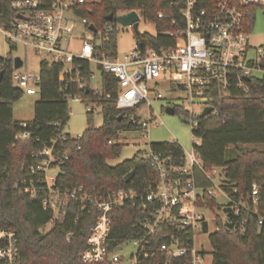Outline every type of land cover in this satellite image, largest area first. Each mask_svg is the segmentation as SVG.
Listing matches in <instances>:
<instances>
[{
    "label": "built area",
    "instance_id": "obj_1",
    "mask_svg": "<svg viewBox=\"0 0 264 264\" xmlns=\"http://www.w3.org/2000/svg\"><path fill=\"white\" fill-rule=\"evenodd\" d=\"M9 1L12 16L0 21V34L11 49L20 45L36 54H44L45 58L40 64L42 61L63 63L64 71L59 75L62 82L65 75L74 70L75 58L96 63L103 72L116 78V107L121 110L136 108L137 113L128 115L127 119L138 130L145 132L151 126L160 125L153 113L150 95L153 93L155 99L163 98V93L156 89L163 79L169 83L171 90L181 92L179 100L190 119L194 135V148L188 154L183 151L178 164L172 155L154 152L151 147L143 152L152 159L157 173L155 184L144 195L135 188L91 195L82 187L73 192L56 187L57 173H50V170L57 168L58 161H62L55 150L59 137L66 139L64 131L56 135L51 146L33 154L43 158L38 170L45 174L39 185L34 180L23 179L20 188L33 196L38 194L40 188L47 191L43 206L53 213L48 223L51 227L67 214L69 201H79L83 209L86 205L97 207L98 215L87 237L88 246L81 254L85 263L141 264L148 258H155L158 252H164L167 259L185 256L191 258L190 264H207L205 252L195 239L197 231L203 230L205 223L208 225L204 213L208 207L199 203L206 191L198 186L194 168L202 169L211 181L213 187L207 193L216 198L220 193L226 200L228 221L223 222L225 226L244 229L247 223L244 215L254 212L252 207L260 204L262 185L253 182L251 193L245 199L239 195L236 186H229L222 180L224 176L218 173V168H213V173L203 169L200 153L197 152V146L201 143L197 130L200 126L199 116L206 107L213 106L208 115L220 116L214 104L217 98H228L239 92L246 95L253 79H264V44L256 48L250 43L256 19L261 11L264 13V0H165L171 10H160L157 14L162 19L170 20L172 29L166 30L165 34L176 39L175 43L158 48L136 43L123 60L99 56L94 50L93 41L89 39L85 40L80 54L65 48L74 37L77 18L89 28L90 37L95 34L89 27L91 19L81 17L75 11L85 0ZM17 56L12 57V87L23 94H41L40 67L37 72L23 69L25 58L20 55L23 63L16 68ZM3 57L0 72L3 70L5 73L3 67L9 55ZM148 82H154V85ZM80 86L84 88L82 84ZM110 95L107 93V96ZM72 98L82 100L80 95ZM145 111L148 116H144ZM21 124L26 127L28 122L21 121ZM30 135V131L23 130L16 135V139L29 138ZM169 142L179 143L176 140ZM32 172H35L34 168ZM217 176L220 182L216 181ZM19 183H16L17 187ZM138 197H141L144 208L149 207L148 214L139 221L138 234L110 249L109 237L113 230L115 208ZM259 219L263 224L264 217ZM163 236L166 240L158 243L157 239ZM128 241L132 242L133 248L123 252ZM0 264H22L17 232L13 228L0 227Z\"/></svg>",
    "mask_w": 264,
    "mask_h": 264
},
{
    "label": "trees",
    "instance_id": "obj_2",
    "mask_svg": "<svg viewBox=\"0 0 264 264\" xmlns=\"http://www.w3.org/2000/svg\"><path fill=\"white\" fill-rule=\"evenodd\" d=\"M9 3V0H0V21L12 16ZM132 10L152 22L158 32L157 35L137 33V43L149 44L154 48L175 43L176 39L165 34L166 30L172 29L170 20L162 19L157 14L160 10H171L165 0H85L75 11L81 17H89L96 26L93 40L96 53L116 58L118 31L115 22L117 16ZM109 14L114 16L112 20L108 19ZM4 59L0 56V62ZM11 64L12 57L9 56L0 81V227L16 230L22 264H89L81 259V254L88 246L87 237L98 215L97 207L86 205L83 209L79 201H69L67 214L45 230L53 218L52 211L43 206L47 191L40 188L38 194L33 196L20 187L23 179L34 180L39 185L45 174L38 170L43 158L33 154L51 146L56 135L64 131L66 139L59 137L55 150L56 155L62 157V161H58L56 187L68 192L82 187L91 195L135 188L144 195L157 180L150 157L137 152L133 158L122 163L108 164L110 158L120 156L122 149L114 138L125 129L138 130L127 119L128 115L136 114L137 109L121 110L116 107L117 81L107 72L102 71L103 91L91 87L90 61L75 58L74 70L65 75L64 82L59 78L64 71L63 63L42 61L40 98L35 103L34 118L27 120L28 125L24 127L21 121L13 118L12 103L20 99L23 92L12 87ZM107 93L111 94L110 97ZM74 95L99 104L103 120V124L97 127L90 117L80 138L71 136L65 130L71 114L69 100ZM169 101L175 112L178 108L184 111L181 105ZM214 104L220 116H199L197 134L201 137V143L197 146V152L200 153L203 169L213 173V168H222V180L229 186H236L239 195L245 199L251 193L253 182L263 187L260 204L252 207L254 212L244 215L247 220L244 229L227 227L219 216L216 217L217 228L209 234L213 249L211 264H264V223L260 224L259 219L264 217V79H253L246 95L239 92L228 98H217ZM93 112L92 106L88 115L91 116ZM23 130L30 131V137L16 139V135ZM250 144L258 146L249 147ZM150 147L154 152L172 155L177 164L181 162L183 148L180 143L152 142ZM32 168L35 172H32ZM194 169L198 186L206 191L199 203L210 209L221 205L215 196L207 193L213 186L205 172L198 167ZM132 170L135 174L126 182V175ZM18 181L19 187L16 186ZM142 204L141 197H138L115 208L113 230L109 237L110 249L138 234L139 221L149 211V207L144 208ZM203 230H208L206 223ZM157 240L162 243L166 237ZM190 259L185 256L167 259L164 252H158L155 258H148L141 264H190Z\"/></svg>",
    "mask_w": 264,
    "mask_h": 264
},
{
    "label": "rangeland",
    "instance_id": "obj_3",
    "mask_svg": "<svg viewBox=\"0 0 264 264\" xmlns=\"http://www.w3.org/2000/svg\"><path fill=\"white\" fill-rule=\"evenodd\" d=\"M115 26L118 31V58L123 60L125 54L129 53L133 46L137 43V33L134 31L132 25H124L117 21L115 22ZM138 32H148L151 35H157L158 33L156 26L152 22L147 21L143 15H141L140 20L138 21ZM73 34L74 37L69 43L65 45V48L69 51H73L76 54H80L82 52V46L86 39L91 41L94 40V36H89L91 34L89 28L82 24L80 18L76 19V25ZM250 43L256 48H261L262 44H264V13L262 11L259 13L253 26V31L250 36ZM0 55H9L10 57L16 55L23 56L25 58V65L23 66V69L33 72L40 70V61L45 58L44 54H36L31 50H26L20 45L15 49H11L10 44L4 39L2 34H0ZM91 68V87L97 89L98 91H103L101 68H99L98 65L93 62L91 63ZM148 83L152 85L154 82ZM156 89L163 93V98L155 99L153 93H151L150 96L152 98L151 101L154 108L153 113L157 116L160 125L151 126L148 128L147 132H145V130L131 129H125L122 131L116 138H114L116 143L122 145L121 152L119 153L120 156L116 158H110L108 160V164L117 165L123 161H126V159L133 158L137 152H147L150 150V144L152 142L176 140L181 144L183 151L186 154L190 153L194 148V135H192L190 119L187 117L186 113L179 108L174 114L167 113L165 110L166 107L169 106V100H173L176 105H181V100H179V95H181V92L179 90H171L169 83L163 79H161V83L156 87ZM39 98V93L36 95L24 93L20 99L12 103L13 118L18 121L32 120L34 118L35 103ZM69 103L71 114L65 130L70 133L71 136L83 134L89 124L90 117L91 120H93L95 126L99 127L103 124L101 106L99 104L88 102L86 100H77L75 98L70 99ZM92 106L94 107V112L91 116H89L88 111ZM143 114L144 116H148L147 111H145ZM248 146L256 147L258 144H250ZM218 169V173L222 174V168ZM57 170L58 168H53L50 170V173L56 174ZM216 181L220 182L218 176L216 177ZM217 200L221 205L214 209H204L206 221L208 223V230L197 231V235L195 237L198 245L205 252V262L207 264H210L213 261V249L209 234L215 232L217 228L215 219L217 216H219L223 222L228 221L226 200L223 198V196H221L220 193L217 194ZM50 228L51 225L47 224L45 230H49ZM132 248V242L128 241V244H126L123 252H128Z\"/></svg>",
    "mask_w": 264,
    "mask_h": 264
},
{
    "label": "water",
    "instance_id": "obj_4",
    "mask_svg": "<svg viewBox=\"0 0 264 264\" xmlns=\"http://www.w3.org/2000/svg\"><path fill=\"white\" fill-rule=\"evenodd\" d=\"M141 15H139V13L135 10L126 12V13H122L119 16H117V21L120 22L121 24L124 25H132L134 28V31L136 33H140L138 32V21L140 20ZM114 18V16L112 14L108 15V19L112 20ZM90 29H92L94 32H96L97 28L96 26L92 23L90 24ZM23 60L21 58V56H17L15 57V67L18 68L22 65ZM3 75H4V71L2 70L0 72V81L3 79ZM247 80H249V77L246 78ZM87 91H89V89H87ZM166 112L170 113V114H174L175 113V108L172 105H169L166 107ZM213 110V106L211 107H206L203 112L201 113V117H204L206 115H208L209 113H211V111ZM122 117V115L120 116V118ZM135 171H131L126 175V182L130 181L132 179V177L134 176Z\"/></svg>",
    "mask_w": 264,
    "mask_h": 264
},
{
    "label": "crops",
    "instance_id": "obj_5",
    "mask_svg": "<svg viewBox=\"0 0 264 264\" xmlns=\"http://www.w3.org/2000/svg\"><path fill=\"white\" fill-rule=\"evenodd\" d=\"M211 263H212V262H211ZM211 263H210V264H211Z\"/></svg>",
    "mask_w": 264,
    "mask_h": 264
}]
</instances>
